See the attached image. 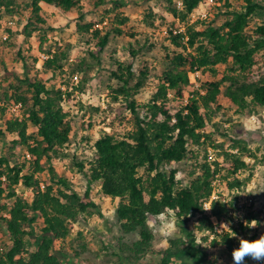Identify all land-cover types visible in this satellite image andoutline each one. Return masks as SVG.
<instances>
[{
    "label": "trees",
    "instance_id": "trees-1",
    "mask_svg": "<svg viewBox=\"0 0 264 264\" xmlns=\"http://www.w3.org/2000/svg\"><path fill=\"white\" fill-rule=\"evenodd\" d=\"M82 1L28 0L31 15L23 33L27 38L41 30L39 25L45 24L40 16L44 4L64 15L76 14L73 22L77 33L88 34V42L94 41V47L101 52L108 44L110 34H123L120 27L128 19L115 16L117 26L102 32L95 29L94 24L83 23ZM92 1L95 7L105 4V0ZM180 1V10L173 5L167 12L173 20L184 25L185 31L177 35L170 32L165 38L171 47H164L167 68L157 76L151 99L145 104H138L133 99L143 87L147 72L141 71L130 87V81L135 78L132 62L126 66L117 62V69L110 73L121 83L112 89L114 100L124 98L133 126L121 137L114 131L102 132L94 143L92 161L87 167L83 163L77 164L86 181L82 195L72 190L68 181L59 177L53 168L54 160L63 155L64 146L70 140L71 127L67 121L68 112L62 107V91L46 85L61 69L60 61L66 55L54 53L43 63L44 71L39 72L38 77H28L26 61L20 50L17 52L23 64L24 78L16 75L14 78L18 84L26 85L30 98L12 95L10 105L21 103V115L4 118L0 136L16 137L11 141L12 146L25 149L29 160L16 163L12 160L13 155L0 156V226L6 236V242L0 248V264H63L55 245L67 239L75 223L86 221L93 214L102 217L99 205L91 198L95 184H99L103 196L118 201L115 214L120 233L137 236L132 243L118 239V251L125 255L126 262H138L151 251L154 235L149 218L165 214H173L181 238L170 242L158 264H215L207 246L223 248L231 255L238 244L235 233L246 236L250 223L256 218L250 213L244 218V224L231 217L236 196L233 201L226 202L224 196L218 194L211 201L209 213L203 205L214 195L213 180L221 170L227 172L223 177L226 193L230 195L243 186L237 174L250 169L251 165L241 156L249 152L240 141L230 138L227 148L224 142L214 146V150L223 149V160L219 163L209 160L207 150L210 148L204 146L212 140L207 122L210 113L223 110L218 104L220 95L237 114L252 116L264 109V6L256 0H244V5L234 10L227 2L217 8L218 14L224 16L222 23L189 25V15L205 0ZM112 4L114 9L123 7L122 2ZM252 19L258 22L249 34L247 28ZM130 55L135 53L130 52ZM218 66H223L224 70L219 71ZM193 70L218 80L206 83L201 90L203 94L194 91L188 105L172 115L167 94L173 91L175 97H181L189 86L188 73ZM69 97L67 94V99ZM8 109L2 108L1 117ZM90 127L91 123L86 129ZM188 146L195 147L191 160L196 172L188 185L182 186L176 180V169L165 172L163 168L183 162L189 153ZM201 150L203 153L199 154ZM140 170L143 171L141 176L138 175ZM43 172L48 174V179L43 182L42 189L36 175ZM19 186L29 191V198L17 193ZM194 217L197 221L195 229L212 235V240L208 241V235L197 240L189 227ZM38 223H41L40 227ZM79 238L83 239L81 233ZM81 246L85 250V240L81 241Z\"/></svg>",
    "mask_w": 264,
    "mask_h": 264
},
{
    "label": "rangeland",
    "instance_id": "rangeland-1",
    "mask_svg": "<svg viewBox=\"0 0 264 264\" xmlns=\"http://www.w3.org/2000/svg\"><path fill=\"white\" fill-rule=\"evenodd\" d=\"M177 1L179 0H105L104 5L95 7L92 0H83L82 6L85 12L83 23L94 24V28L102 32L111 31L114 26H117L115 16L128 19L120 27L123 34L121 36L110 34L108 44L101 52H98L93 45L94 41L88 42V34L77 33L76 23L73 22L76 14L64 15L52 6L42 5L40 16L45 24L39 25L41 30L33 32L30 37L26 38L23 29L31 15L27 7L28 0H0L2 3L0 6V112L2 108L8 109L11 106L13 94H21L27 99L30 98L26 85L18 84L14 78V75L24 78L23 64L17 55L19 50L26 61L25 71L28 77H38V73L44 71L43 63L54 53L66 55L65 59L60 61L61 69L56 71L54 78L46 85L48 88L62 91L64 95L62 107L68 112L67 121L71 127L70 140L64 146L63 155L54 160L53 168L56 174L65 178L72 190L79 195L83 194L86 183L77 164L83 163L87 167L88 163L92 161L96 139L102 132L114 131L121 137L132 130L133 119L126 109L124 98L119 97L118 101H115L112 94V89L117 88L121 83L114 80L110 73L117 69V62L124 66L132 62L135 78L130 81V87L135 84L141 71L147 72L143 87L139 89L133 99L138 104H145L151 99L157 76L167 68L165 60L167 51L164 47L171 48L165 41L168 35L163 32L170 27H177L176 20L172 19L167 9L176 5ZM213 1L222 5L228 2L234 10H239L244 5V0L242 3H236L234 0ZM256 1L264 6V0ZM113 2H122L123 7L114 9ZM205 11L207 19L196 23L218 25L224 20V16L219 15L215 7H207ZM257 22L256 19L250 21L247 28L249 34L252 33ZM130 52H134L135 55L131 56ZM219 69L221 71L223 68ZM4 71L12 73L6 74ZM45 72L48 73V71ZM216 80L218 78L203 74L200 79H197V86L202 90L206 83ZM15 87L20 89L16 90ZM191 90L192 88H186L185 92L193 94L194 92ZM170 92L173 93V91ZM67 94H70L69 99H67ZM168 103L171 111L179 110L182 106L181 100L175 98L168 99ZM218 104L222 106L223 110L210 113V120L207 122L212 140L207 141L204 147L214 150V146L224 142L225 148H227L230 138H234L240 141L241 146H246L249 153L241 156L251 167L249 170L240 171L237 174L238 179L243 182V186L235 189L230 195L223 189L226 184L223 177L227 175V172L221 170L213 180V196L216 199L218 194H221L226 202L233 201V197L236 196L237 200L231 210V217L236 221L243 220L245 222L244 218L252 213L256 222L259 223L257 228L253 227L258 232L259 229L264 228V109L254 115L256 122L253 123L247 121L249 115L237 116L232 109L224 105L222 97H219ZM26 105L29 107L30 101ZM4 118L5 120L15 118L14 114L10 112V108L0 118V128H4ZM89 123H91V127L86 129ZM28 132H31L30 127ZM15 138L11 136V139H7L5 136H0V156L13 155L12 160L16 163L28 161L25 149L12 146L11 141ZM188 151L187 158L183 162L163 168L165 172L176 169L178 172L176 180L182 186L188 185L195 176L193 173L196 172V167L191 160L195 147L188 146ZM222 152L221 148L214 150V157L219 163L223 160ZM202 153L203 150L199 154ZM233 153L238 155L235 151ZM26 166L28 167L27 162ZM138 175H143V171L140 170ZM36 177L43 184L48 179V174L43 172L37 174ZM97 185L92 187L91 196L93 200L99 201L97 204L101 211L105 206L104 214L102 213V217L93 214L86 221L76 223L77 226L75 225L76 228L73 229L72 235L75 236L77 232H81L83 238L95 243L99 250V261H95L90 254H86L83 256V258H87L84 260L85 263L127 264L125 255H121L118 251V239L121 238L123 242L132 243L137 239V236H123L120 233L115 214L117 203H107L106 205L105 201L101 200L102 193L98 190ZM28 192L22 187H17V193L25 198H29ZM112 211L113 214H109ZM148 223L154 235L152 249L141 258L139 263L158 264L161 253L168 248L172 240L181 238V234L173 214H165L155 219L149 218ZM196 224V217H194L190 220L189 227L195 232L197 240L200 241L207 235L208 241L212 240L213 236L207 232L199 233L195 229ZM253 224L255 225V222ZM37 226L40 227L41 223H38ZM89 226L91 229L99 227L103 233L100 236L98 234L90 235ZM252 231L253 229H249L246 236H250ZM3 232V226H0V247L6 242ZM93 240L94 242H92ZM62 243L64 244L62 245ZM62 243H58L59 249L56 250L61 253L63 263L68 264V257L72 258V255L68 253L72 242ZM207 247L217 262L220 248Z\"/></svg>",
    "mask_w": 264,
    "mask_h": 264
},
{
    "label": "crops",
    "instance_id": "crops-1",
    "mask_svg": "<svg viewBox=\"0 0 264 264\" xmlns=\"http://www.w3.org/2000/svg\"><path fill=\"white\" fill-rule=\"evenodd\" d=\"M44 5V4H43ZM41 7H42V5H41ZM201 7L203 8V5H199L198 6V8H196L194 11H197L198 9H201ZM220 67H222L223 69L221 70V72L224 70V67L223 66H218L217 67V69L220 71ZM223 98V103H224V105H226V106H228L229 107V105H228V103H227V101L225 100V98L222 96V95H220V98ZM232 111L233 112H235V109H232ZM236 113V112H235ZM237 114V113H236ZM237 116H242V114H237ZM250 117V116H249ZM85 183H86V181H85ZM98 187V190H100V186H99V184L97 185ZM21 186H19L18 188H20ZM91 198H92V196H91ZM92 200H93V198H92ZM101 200H103V201H105V204L107 205V203H111V204H114V203H118V201L117 200H112L111 198H109V197H105V196H103V195H101ZM93 202L94 203H99V201L98 200H93ZM116 206H117V204H116ZM103 210L101 211L103 214H104V211H105V206H103V208H102ZM109 214H113V211L112 212H109ZM98 221H99V219H98ZM253 222V221H252ZM251 222V225H250V229H253V231L251 232V234H250V236L249 237H252V238H256V237H258V236H260V235H264V228H262V229H259V231L257 232V231H255L254 230V226L257 228V226L259 225V223L258 222H256V221H254L255 222V225L253 224ZM76 223L74 224V227H73V229L74 228H76ZM84 228V227H83ZM89 228L91 229V226H89ZM71 230V232H70V235L67 237V239H65L64 241H61V242H59V243H62V242H67V241H71L72 242V244H70V247L68 248V253H70V255H72V258H69L68 257V261H69V263L68 264H89L88 262L87 263H85V261L84 260H86L87 258H83V256L84 255H86V254H90L92 257H94V260L95 261H99L100 260V253H99V250H97L98 248H97V246L95 245V243H91L87 238L85 239V238H83L82 240H85V244H86V248H85V250L82 248V246H81V241L82 240H80V238H79V235H80V233L81 232H77V234L74 236V235H72V233L74 232V230ZM85 233H86V231L84 232V236H85ZM101 233H103V231L102 230H100L99 229V227H96V228H92L91 230H90V235H93V236H95V235H97L98 234V236H100L101 235ZM73 237H75L74 239H73ZM83 237V236H82ZM90 240H91V236H90V238H89ZM92 242H94V240L92 241ZM64 243H62V245H63ZM56 249H59V246H58V244H56L55 245V250ZM56 251H58V250H56ZM219 253V258L217 259V262L215 263V264H221V263H223V264H231V255H229V254H227L226 252H225V250L223 249V248H220V251L218 252ZM148 254V253H147ZM146 254V255H147ZM71 259V260H70ZM78 260H80V262H78ZM141 260V259H140ZM140 260L138 261V262H136V263H133V262H131V263H127V264H147V263H139L140 262ZM126 262V261H125ZM64 264V263H63ZM91 264H92V262H91ZM175 264V263H174ZM249 264H255V262L254 261H249Z\"/></svg>",
    "mask_w": 264,
    "mask_h": 264
},
{
    "label": "built area",
    "instance_id": "built-area-1",
    "mask_svg": "<svg viewBox=\"0 0 264 264\" xmlns=\"http://www.w3.org/2000/svg\"><path fill=\"white\" fill-rule=\"evenodd\" d=\"M242 1L243 0H234V2H236V3L237 2L238 3H242ZM201 5H203V8L201 7V9H198L197 11H193L189 15V18H188V24L189 25L195 24L197 21H202V22L205 21L207 19V15H206V11H205L207 7L219 8V7L222 6V4H220L219 2H214L213 0H205ZM176 8L178 10H180L182 8V2L180 0L176 2ZM175 22L177 23V27H174V28L170 27L168 29H165L163 33L166 34V35H169L170 32H172L173 35H177V34L183 33L185 31L184 25L181 24L180 22H178L177 20ZM185 40H186V38H185ZM42 58H45V57H42ZM202 76H203V74L201 73L200 70H193V71H190L188 73L189 86L187 88H192L191 92L200 91V93L203 94V91H201L199 89V87L197 86V79H200ZM193 87H194V89H193ZM191 95L192 94L186 93L185 90H184L182 92V96L181 97H175L174 94L169 91L168 94H167V98L169 100L171 98H175L176 100L177 99L181 100V103H182L181 108L179 110H176V111L175 110L171 111L169 103H168V108H169L170 113L173 115L176 112L180 111L181 109L185 108L188 105L189 99L192 97ZM9 108H10V112H12L15 117H18L20 115L21 108H22L21 107V103H17V104L11 105V106H9ZM183 113H186V110H183ZM247 121L255 123L256 122V117L254 115H252V116H250L248 118ZM207 155H208L209 160H211V161L216 160L215 157H214V151L213 150L208 149L207 150ZM26 156L29 159V156L27 154H26ZM41 188L43 189V184H41ZM214 199H215V197L212 196L211 200L203 205L204 210H205L206 213H209L211 201L214 200ZM161 216H163V215H161ZM241 222L246 224V222H244L243 220H241ZM250 225H251V223H250Z\"/></svg>",
    "mask_w": 264,
    "mask_h": 264
},
{
    "label": "clouds",
    "instance_id": "clouds-1",
    "mask_svg": "<svg viewBox=\"0 0 264 264\" xmlns=\"http://www.w3.org/2000/svg\"><path fill=\"white\" fill-rule=\"evenodd\" d=\"M235 236L238 244L231 252V264H249V261L264 264V235L251 238L235 233Z\"/></svg>",
    "mask_w": 264,
    "mask_h": 264
}]
</instances>
